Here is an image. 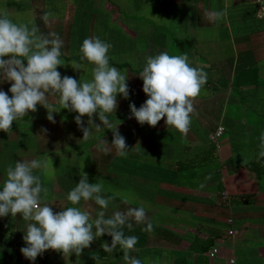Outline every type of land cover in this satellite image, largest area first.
Returning a JSON list of instances; mask_svg holds the SVG:
<instances>
[{
  "label": "crops",
  "instance_id": "0c3cea01",
  "mask_svg": "<svg viewBox=\"0 0 264 264\" xmlns=\"http://www.w3.org/2000/svg\"><path fill=\"white\" fill-rule=\"evenodd\" d=\"M39 2L48 5L42 17L53 13L48 25L67 26L59 32L65 65L57 71L62 78L92 79L93 65L82 60L79 51L84 39L99 37L112 45L110 66L126 70L129 97L117 96V110L109 119L118 125L129 151L124 157L114 148L98 151L101 140L111 144L112 131L93 128L92 138L84 141L75 123L78 113L62 109L59 94H49L59 111L53 113L55 123L37 105L36 112L13 123L12 132L0 131V189L7 166L49 155L55 173L41 178L49 190L46 202L54 212L72 206L67 194L82 173L89 183L103 182L105 197L120 193L109 204L106 218L129 207H145L151 232L134 220L131 231L122 229L126 236L138 238L129 255L142 264H229L231 259L235 264H264V158L259 157V137L264 133V16L255 0H0V8H7L18 22L34 20L41 29ZM260 7L264 9V0ZM224 9L228 14L218 22L206 15ZM137 19L164 26V32L155 34L160 39L154 55L151 33L142 31L137 37V27H143ZM171 24L180 36L176 40L171 39ZM66 51L74 54L68 56ZM165 51L186 53L192 66L207 73V83L194 101L198 115L193 114L187 134L168 127L166 117L156 127L131 117L129 104L139 109L148 99L139 77L146 58ZM71 64L81 67L73 71ZM10 87L9 82L0 83V90L9 96ZM88 119L82 117L84 127ZM93 121L100 124L98 114ZM219 127L224 132L216 146L209 135ZM122 196L132 203H123ZM78 206L91 211L93 219L102 210L94 201H81ZM28 223L19 214L0 217L1 253L26 259L20 249L26 247L23 236ZM231 228L238 234L227 235ZM111 240L108 235L95 239L79 257L73 253L67 264L77 258L86 264H125L119 245L107 253L101 247L105 242L111 246ZM212 248L218 250L214 258L209 257ZM56 264L66 261L61 258Z\"/></svg>",
  "mask_w": 264,
  "mask_h": 264
},
{
  "label": "clouds",
  "instance_id": "9594fccd",
  "mask_svg": "<svg viewBox=\"0 0 264 264\" xmlns=\"http://www.w3.org/2000/svg\"><path fill=\"white\" fill-rule=\"evenodd\" d=\"M227 14V9L206 13L214 23ZM51 17L53 13L46 12L42 19L47 23ZM62 47L63 40L57 33L45 35L34 20L18 22L7 8H0V83L11 84V96L0 90V131L12 132L13 123L24 120L29 112H36L37 105L44 107L47 120L55 123L53 113L59 111L50 102L49 94L53 97L59 94L58 103L62 109L78 113L75 123L82 131L84 141L92 138L93 128L96 132L111 130V144L103 139L96 145L97 150L108 153L114 148L116 155L126 156L129 151L126 139L118 131V125L109 119L117 110V96L129 97L126 70L121 72L110 66L108 53L112 45L99 37L83 40L79 50L81 59L93 65L92 79L83 81L69 76L62 78L57 71L58 67L65 65L61 59ZM80 67L77 64L73 68L79 70ZM139 77L148 99L139 109L135 104H129L131 117L150 127H156L166 117L168 127L187 134L193 114L198 115L194 101L207 83L203 68L192 66L186 53L170 55L165 51L147 57ZM94 114H98L100 124L94 123ZM84 116L89 118L87 127L83 126ZM259 139V157L264 158V133ZM37 171L40 175L36 174ZM5 172L6 179L0 189V217L19 214L29 222L23 236L26 247L20 249L26 259L35 261L42 253L52 250L61 253L67 264L73 253L79 257L95 239L108 235L112 238L111 246L107 242L102 244L104 252H113L119 245L125 264H142L141 260L129 255L136 250L138 238L126 236L122 229L126 226L131 231L133 224L130 220H134L136 224H146L143 231L153 230L143 205L115 211L106 218L109 204L120 193L105 197L103 182L89 183L87 174L82 173L79 182L67 194V201L72 206L54 212L46 202L49 190L43 186L41 178H51L55 173L49 155L19 160L14 166H7ZM81 201H94L102 210L93 219L91 211L78 206ZM122 202L132 203L126 196H122Z\"/></svg>",
  "mask_w": 264,
  "mask_h": 264
},
{
  "label": "rangeland",
  "instance_id": "374dc122",
  "mask_svg": "<svg viewBox=\"0 0 264 264\" xmlns=\"http://www.w3.org/2000/svg\"><path fill=\"white\" fill-rule=\"evenodd\" d=\"M36 6H38V9L40 10V12H39L40 13V18L42 19L41 13L46 10V6H48V5H45V3H43V2H39V4L36 5ZM93 6H95V5L93 4ZM77 17H79V15H77ZM67 18H70V16L67 15ZM42 21H43V27L40 29L41 32L50 33V32L56 31L58 33L59 32L62 33L64 30H67V26L66 27H64L63 25L60 26V27H56V25L50 26V25H48L49 22L45 23L44 20H42ZM152 21L154 22V20H152ZM136 22H138V24L140 23L143 27L144 26L147 27L146 30H144L143 27L142 28L141 27L140 28L137 27V31H136L137 34H138L137 37L140 36L139 34H141L142 31L145 32L146 34L151 33V34H149L151 36V38H152L151 48L153 50H151V54L154 55L155 54L154 51H156V47H157L154 44L155 43L158 44L159 43V39H160V37L158 35H155V34H156V32H158V33L164 32L165 31L164 26H162V25L160 26L159 25L158 27H156L152 23L149 24V25H146V22L143 19H137ZM169 30H170V32L172 34L171 39L176 40L177 38H180V36H177L173 32V31H175V28H174V26L172 24L170 25ZM60 33L58 34L59 36H61ZM167 39H168V37H167ZM169 39H170V37H169ZM167 42H168V40H167ZM73 54H74L73 51H66V55H68V56L73 55ZM72 66L75 67L76 65L75 64H71V68L74 71V68ZM216 146H218V145H216ZM3 255H4V258H1L2 264H56V263H58L60 261L61 258L64 259L63 255L61 253L54 252L52 250H48V251L42 253L40 255L39 259L38 260L36 259L35 261L23 259V258L20 257L19 254H10V256L13 257L12 259L8 258L5 254H3ZM68 261H69V259H68ZM68 264H86V263L81 258H77V259H71Z\"/></svg>",
  "mask_w": 264,
  "mask_h": 264
},
{
  "label": "built area",
  "instance_id": "2783aa9c",
  "mask_svg": "<svg viewBox=\"0 0 264 264\" xmlns=\"http://www.w3.org/2000/svg\"><path fill=\"white\" fill-rule=\"evenodd\" d=\"M262 2H263V0H255V3L257 5H259V13H260L261 17L264 16V9L262 7H260L262 5ZM223 132H224V127H219L216 131H214L211 135H209V139L213 143H215V145H218L219 142H220V138L223 135ZM228 224H229V226L232 225V219H228ZM237 234H238L237 230L233 229V228H231V229H229L227 231V235H230V236H234V235H237ZM217 253H218L217 248H212L210 253H209V257L210 258H214L217 255ZM235 263H236L235 259H231L229 261V264H235Z\"/></svg>",
  "mask_w": 264,
  "mask_h": 264
},
{
  "label": "trees",
  "instance_id": "16d2710c",
  "mask_svg": "<svg viewBox=\"0 0 264 264\" xmlns=\"http://www.w3.org/2000/svg\"><path fill=\"white\" fill-rule=\"evenodd\" d=\"M192 171H194V170H192ZM195 172H197V171H195ZM193 173H194V172H193ZM1 258H4V255H3V253L0 252V264H2V262H1Z\"/></svg>",
  "mask_w": 264,
  "mask_h": 264
}]
</instances>
